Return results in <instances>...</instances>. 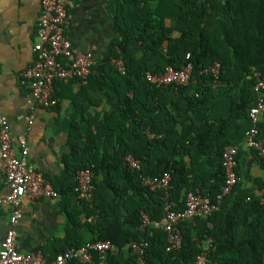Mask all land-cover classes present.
Here are the masks:
<instances>
[{
	"label": "trees",
	"instance_id": "trees-1",
	"mask_svg": "<svg viewBox=\"0 0 264 264\" xmlns=\"http://www.w3.org/2000/svg\"><path fill=\"white\" fill-rule=\"evenodd\" d=\"M112 19L116 37L83 87L86 106L80 105L70 124L65 176L51 180L67 215L66 235L56 241L52 258L110 241L117 250L108 255V264H140L124 248L146 242V264H196L211 241L207 264H264V157L251 151L263 176L250 188L241 182L240 153V183L217 212L181 224L182 247L172 252L167 234L154 226L165 222V192L142 183V176L169 173V201L178 211L197 189L217 202L225 179L222 153L252 127L254 72L264 79V0H115ZM118 49L123 75L112 64ZM216 63L218 78L202 74ZM188 64L193 65L188 86L157 89L146 80L148 73ZM104 103L109 109L98 111ZM259 130L264 135V114ZM130 155L140 161V171L126 161ZM92 167L93 199L78 203L77 174Z\"/></svg>",
	"mask_w": 264,
	"mask_h": 264
},
{
	"label": "built area",
	"instance_id": "built-area-1",
	"mask_svg": "<svg viewBox=\"0 0 264 264\" xmlns=\"http://www.w3.org/2000/svg\"><path fill=\"white\" fill-rule=\"evenodd\" d=\"M41 17L38 24L34 51L36 58L32 66L21 74V82L29 90L33 102L31 110L39 108L50 109L58 105L56 84H67L73 81L86 84L93 73L97 60L92 53H82L74 50L67 37V28L70 25L69 10L63 0H40ZM189 58V56H188ZM113 66L120 74H125V64L118 49L117 57L112 61ZM221 66L213 65L202 74L211 73L219 77ZM256 80L254 90L257 95L256 104L249 112L252 127L246 133L243 141L236 145L226 146L222 153V166L225 172L224 184L221 193L214 203L209 195H204L199 189L190 191L186 196L184 210H175L169 201V187L172 176L165 173L160 177L142 176V183L151 191H163L165 196V222L154 223L156 228L167 234V252L179 250L182 247L183 233L181 224L197 218L207 217L219 209V203L232 194L240 183L238 175V157L243 150L254 151L264 157V135L260 134L259 123L264 114V79L259 72H254ZM146 80L157 89L170 86H188L193 80V65L188 64L182 70L168 67L164 74L146 75ZM32 124V119L29 120ZM149 138L155 135L148 133ZM21 147L19 153L15 151V139L12 136L11 126L7 118L0 115V179L5 181L9 188L6 197H0V208L11 209L10 228L0 244V264H69L78 261L81 264H108V255L117 250L110 241L88 243L78 248H70L60 253L55 259L49 260L42 251L24 254L17 249L16 225L23 217L22 202L25 197L31 199L46 198L60 201L63 196L54 188L44 173L29 163V148L26 139L18 140ZM126 161L131 168L140 171L141 163L133 156ZM94 167L78 172L77 185L74 188V198L80 203L91 201L96 191L94 182ZM143 216L144 225L149 219ZM209 246L197 257L196 264H207L211 241ZM146 242H133L128 244L124 251H131L140 264H146ZM95 255L98 257L95 263Z\"/></svg>",
	"mask_w": 264,
	"mask_h": 264
},
{
	"label": "crops",
	"instance_id": "crops-1",
	"mask_svg": "<svg viewBox=\"0 0 264 264\" xmlns=\"http://www.w3.org/2000/svg\"><path fill=\"white\" fill-rule=\"evenodd\" d=\"M114 1L63 0L70 17L67 37L74 50L92 53L97 62L105 57L116 37L112 19ZM40 17V0H0V115L10 123L15 151L20 152L18 140L25 138L29 163L51 181L55 177L65 176L63 158L71 153L69 128L78 116L80 105L86 106L80 96L87 83L73 81L60 84L56 87V107L31 110L33 99L29 88L21 82V74L35 61L34 45ZM91 96L96 100L101 99L95 92ZM103 108L109 109L104 103L98 111ZM89 112L94 113L91 109ZM31 119L32 124L29 123ZM242 153L241 182L253 188L263 176V171L251 151L243 150ZM8 194L9 188L0 179V197ZM62 203L63 200L46 198L23 199V217L16 225L19 252L30 254L42 251L49 260L56 258H52L56 241L65 237L67 227V215ZM10 220L11 209L0 208V244L10 228Z\"/></svg>",
	"mask_w": 264,
	"mask_h": 264
}]
</instances>
